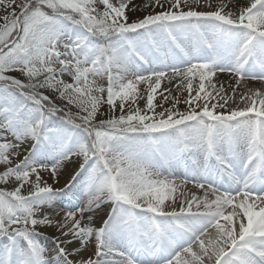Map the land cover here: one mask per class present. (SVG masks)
<instances>
[{
  "label": "snow or ice",
  "instance_id": "6c2138e0",
  "mask_svg": "<svg viewBox=\"0 0 264 264\" xmlns=\"http://www.w3.org/2000/svg\"><path fill=\"white\" fill-rule=\"evenodd\" d=\"M204 2L213 7L211 0ZM200 5L201 0H148L143 7L133 0H0V239L6 241L0 264H145L133 255L141 250L147 264H264V91L248 89L240 95L243 107L216 111L229 100L235 103L244 80L264 81V0H220L207 12L197 11ZM145 9L152 14L129 22V12ZM185 33L194 36L197 50L206 51L205 61L189 59L186 68L172 67L171 75L141 71L165 46L188 58ZM253 65L258 74L246 71ZM217 72L237 78L231 96L213 83ZM173 79L187 91V111L177 110L179 99L162 92L172 107L154 103L162 82ZM44 89L77 113L57 107ZM142 98L143 109L125 112ZM103 104L121 114L97 122ZM61 112L66 118L54 127L52 118ZM145 144L153 155H164L166 145L202 150L234 190L196 183L202 196L184 191L188 181L162 177ZM241 146L246 151L238 153ZM73 158L81 163L64 188L41 175L47 171L58 183ZM82 173L87 200L61 215L60 198ZM105 203L111 210L96 228L85 213ZM41 227L59 234L51 251L37 239Z\"/></svg>",
  "mask_w": 264,
  "mask_h": 264
},
{
  "label": "bare ground",
  "instance_id": "6f19581e",
  "mask_svg": "<svg viewBox=\"0 0 264 264\" xmlns=\"http://www.w3.org/2000/svg\"><path fill=\"white\" fill-rule=\"evenodd\" d=\"M114 2L118 3L119 0H114ZM148 2V0H133V3L143 7V5ZM213 7L209 8L204 0H201V5L199 7H196L197 11H202V12H207V11H213L217 6L220 4V0H211ZM241 3H243V0H241ZM168 5L165 4V8H167ZM229 8H231L232 11H235L236 9L232 7V5H229ZM187 10V8H185ZM228 9H226L227 11ZM161 11L160 8H156L155 12ZM2 15L3 12H0ZM152 14V10L150 9H145L143 11H135V12H129L128 17H129V22H133L135 20L143 18L145 15ZM206 30V29H202ZM181 42L183 46L185 47V50L189 53V57L185 58V56L181 53H179L178 50L172 48V47H166L163 49L162 53H152V62L150 65H147V67H142L141 71L145 72L147 74V71L150 70H164L169 72L171 75V69L172 67H180V68H186L189 64V59L191 60V63H196V62H203L207 59V53L206 51L203 50H197L195 46V38L193 35H189V33H185L181 37ZM246 71L251 74V73H259L260 69L258 65H253V66H246ZM236 77L229 73V72H217L216 77L213 79V83L219 88L221 85L224 86L225 93L229 96H231L232 93V88L236 87ZM106 81H100V83H104ZM180 81L179 79H173L171 82H168V80H164L162 82L161 88L158 90V93L156 94V98L154 100V103L157 105L163 104V108H171L172 107V100L169 99L167 102L163 100V96H161L159 93H164V95H168L170 97H176L179 99L180 103L176 105V109L179 111H187L188 106L184 103V100L187 98V91H184L180 88H177L176 85L179 84ZM170 90V91H165V90ZM248 89H253V90H261L264 91V81L261 80H244L243 82L240 83L239 87H236V94H235V103L232 100H229L228 105L226 108H217V112H227V110L235 109L238 106L243 107V104H240V95L242 93H246ZM211 90V89H209ZM140 91L141 95H144L145 93V85L140 86ZM143 100V98H142ZM223 101H221L222 103ZM142 107L141 109H143ZM163 109L160 107L156 108V112H160ZM25 146V145H24ZM168 149L169 146L166 145L165 149ZM170 152L169 153H174V155H170L169 153L165 155V158H163L162 155L158 156L156 158L157 163H164L166 160V167L167 168H162L160 170V174L162 177H168L169 179H175L178 182H182L184 180H187L188 183L186 187L183 189L184 191L188 193H195L197 196H202L203 192L196 188L194 185L196 183H211L215 187H217L220 191H233L235 188V185L229 184L231 180L227 175H222L219 173V170L216 168H213L211 164L213 165L214 158L213 159H206V157H197L196 155L192 154L190 156H186L187 153H184L183 155L179 153V150L175 146L171 147L170 146ZM225 150H227V145H225ZM194 151H200L199 149L194 150ZM246 151V149L241 146V148L238 150V153H242ZM181 155V156H180ZM177 156V157H176ZM180 158L178 159V157ZM80 158H73L71 162H66L64 169L61 171L58 180V183H55L50 175L49 172L44 171L41 173V175L44 177V179L47 181L48 184L52 185L54 188H64V186L68 183L69 179L71 176L78 170V168H75L74 171H72V166L74 163H78ZM241 160L242 156L240 154H237L234 160L235 163V173L236 175H242L243 170L241 168ZM47 163V162H46ZM177 164V165H172ZM171 164V165H170ZM213 173V177L206 176V174ZM220 180V181H218ZM77 187V185L75 186ZM75 187L68 192L67 194L63 195L60 198V203L57 205V209H62L61 215L67 209H76L78 210L79 207H83L86 200L87 196L84 193L80 194L75 191ZM83 189V188H82ZM178 196V201L179 199H182V197L179 196V193H177ZM111 205H105V207H102L101 209L97 210L94 209V211L85 213V220H87V216H92L93 221L92 224L94 227L99 228L102 226L103 221L107 219L108 213L111 210ZM176 207H179V202H177ZM45 213L51 212L50 209L45 208L44 209ZM55 218V217H54ZM38 232L40 235L38 236L39 239L44 243L45 247L51 251V249L54 246V237L58 236L59 234L57 233L55 228L51 227H41L38 228ZM5 240L0 241V247L3 246L5 243ZM77 245H71L69 248L76 247ZM92 249H89L88 251L82 253L83 256H88L91 253ZM138 252H134L133 255H137ZM139 255H145L147 256L146 253H144L142 250L139 251ZM144 258V257H143ZM149 257L147 256L146 259H141L142 261L147 264Z\"/></svg>",
  "mask_w": 264,
  "mask_h": 264
},
{
  "label": "rangeland",
  "instance_id": "374dc122",
  "mask_svg": "<svg viewBox=\"0 0 264 264\" xmlns=\"http://www.w3.org/2000/svg\"><path fill=\"white\" fill-rule=\"evenodd\" d=\"M98 6H99V5H98ZM99 7H101V10H102V6H99ZM150 10H151V9H150ZM0 14H1V13H0ZM10 75L19 76L18 73H11ZM20 78L23 79L22 77H20ZM65 79L67 80L68 78L65 77ZM104 83H106V82H104ZM104 83H103V84H104ZM161 85H162V84H161ZM145 87H146V86H145ZM40 91H42L45 95L50 96L51 99H52V102H53L57 107H59V108H63V109L65 110V112L71 111L73 115H75V114L77 113L78 110H77L76 108L71 107V106H66L65 103H64L61 99H59L58 96H57L54 92H52V91H50V90H46V89H44V90H40ZM144 95H145V93H144ZM142 96H143V95H142ZM137 106H138L139 108L145 107V99H143V100H142V99H138L135 105H132V104L127 105V106H126V109H125V112H127L130 108H134V107H137ZM120 114H121V113H120L118 107H117V109H116V112L113 113V112L110 110V108H109V106H108L107 104H103V105L100 106L99 114L97 115L96 120H97V122H98V121H100V120L109 119V118H111L113 115H115V116H119ZM149 114H150V113H149ZM62 118H66L65 115H64V112L58 113L57 116L53 117V118H52L53 126H54V127H59V126H61V119H62ZM77 122H79V121H77ZM66 127H67L69 130H71V131H76V130H74V129H71L70 126H66ZM30 143H31V142H28L24 147H25V148L30 147ZM170 146H173V145H170ZM144 147H145V149L147 150L148 154L152 156V161H153V163L155 164V162H154V161H155V159H154V155H153L152 152H151V151H152L151 146L145 144ZM80 163H81V158L79 159L78 163H74V164H73V166H72V168H73L72 171H74L75 168H78V166H79ZM155 166H156V170H158V171H159V169H162V168L165 167V165H157V164H155ZM85 177H86V173H82L81 176L78 178L77 183H76L77 187H75V191H74L75 194H76V192H78V193H80V194L84 193V190H83L82 188H83V186H84V180H85ZM69 180H70V179H69ZM7 187L10 188V187H12V185H8ZM105 205H108V204H107V203L102 204L97 210L101 209L102 207H105ZM59 210H60V213H61V212H62V209H59ZM67 210H76V209H67ZM37 239L39 240V242L41 243V245L45 247L44 243L39 239V237H37ZM2 240H4V239H0V241H2ZM45 248H46V247H45ZM46 249H47V248H46ZM89 249H91V248H89ZM48 250H49V249H48Z\"/></svg>",
  "mask_w": 264,
  "mask_h": 264
}]
</instances>
